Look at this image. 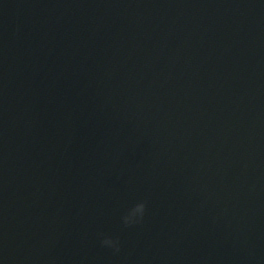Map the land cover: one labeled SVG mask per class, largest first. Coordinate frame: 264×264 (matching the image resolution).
Masks as SVG:
<instances>
[{"label": "water", "instance_id": "1", "mask_svg": "<svg viewBox=\"0 0 264 264\" xmlns=\"http://www.w3.org/2000/svg\"><path fill=\"white\" fill-rule=\"evenodd\" d=\"M0 264H264V0H0Z\"/></svg>", "mask_w": 264, "mask_h": 264}, {"label": "clouds", "instance_id": "2", "mask_svg": "<svg viewBox=\"0 0 264 264\" xmlns=\"http://www.w3.org/2000/svg\"><path fill=\"white\" fill-rule=\"evenodd\" d=\"M146 210V204L143 200L137 201L134 207L125 212L122 219L125 225L138 222L143 218ZM101 244L113 249V251H119L120 245L116 238L111 236H104L101 240Z\"/></svg>", "mask_w": 264, "mask_h": 264}]
</instances>
